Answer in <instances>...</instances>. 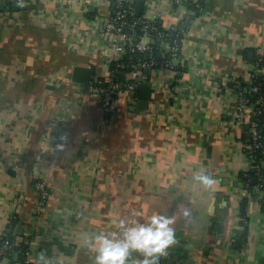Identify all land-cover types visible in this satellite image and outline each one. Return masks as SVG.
<instances>
[{"label": "crops", "instance_id": "crops-1", "mask_svg": "<svg viewBox=\"0 0 264 264\" xmlns=\"http://www.w3.org/2000/svg\"><path fill=\"white\" fill-rule=\"evenodd\" d=\"M97 1L29 0L8 8L18 12L11 21L0 10V236L13 218L12 235L30 240L31 264L41 253L45 264H95L85 234L183 203L191 216L177 217L161 264H264L261 190L239 177L251 167L250 130L233 118L232 87L264 48V0H205L183 42L182 78L144 71L147 107L131 110L127 93L107 115L72 77L78 65L103 73ZM152 2L166 10L162 24L174 21L166 0ZM201 171L214 175L211 188L194 179ZM35 178L49 187L47 211L36 217ZM142 258L133 252L128 264Z\"/></svg>", "mask_w": 264, "mask_h": 264}, {"label": "built area", "instance_id": "built-area-1", "mask_svg": "<svg viewBox=\"0 0 264 264\" xmlns=\"http://www.w3.org/2000/svg\"><path fill=\"white\" fill-rule=\"evenodd\" d=\"M3 5L16 2L18 5L27 4L29 0H0ZM137 0H98L104 9L93 18V25L98 30L100 44L108 51L103 73L91 74L85 84L83 93L96 97L104 115L108 114L116 98L127 93H134L136 86L147 82L152 87V79L146 71L154 72L165 70L172 75V79L180 80L185 68L186 55L183 54V42L191 24L199 19L203 9V0H166L167 9L174 13L173 22L162 24L161 19L166 10L162 5L155 6L152 0H141L143 8L136 13ZM2 9L3 16L8 21L17 17L18 12L10 14L9 9ZM254 58L246 79H232V87L238 92V101L235 106L234 120L241 122L250 130L249 137L254 140L256 147L264 148V142L258 141L256 116L264 112V91L260 90L256 80L264 72V48L257 46L254 49ZM189 58V55H187ZM145 71V72H144ZM245 83L253 98L242 95L241 85ZM260 166L253 168L259 183L255 189L259 194L260 205L264 209V171ZM248 169V170H249ZM244 184V183H243ZM245 185V184H244ZM246 186V185H245ZM37 195V204L34 217L43 215L47 211L49 187L44 178H35L33 183ZM11 223L8 222L5 231L0 236V264H22L30 261V240L25 236L16 235L11 240L8 231ZM24 245L22 249H14L17 245ZM15 258H10L11 255Z\"/></svg>", "mask_w": 264, "mask_h": 264}, {"label": "clouds", "instance_id": "clouds-1", "mask_svg": "<svg viewBox=\"0 0 264 264\" xmlns=\"http://www.w3.org/2000/svg\"><path fill=\"white\" fill-rule=\"evenodd\" d=\"M59 151V149H58ZM205 187L215 184L214 175L201 171L194 177ZM136 213L120 218L116 230L91 232L85 234V244L95 253V264H128L133 252L140 253L142 259L136 264H161V258L167 255L169 248L175 243L177 217L188 218L191 209L183 204H176L168 210H153L144 215L142 220L136 219ZM36 264H45L44 254L35 258Z\"/></svg>", "mask_w": 264, "mask_h": 264}, {"label": "trees", "instance_id": "trees-1", "mask_svg": "<svg viewBox=\"0 0 264 264\" xmlns=\"http://www.w3.org/2000/svg\"><path fill=\"white\" fill-rule=\"evenodd\" d=\"M205 0H203V6H204ZM264 62V60H262ZM257 84L260 87L261 91H264V72L262 74H260L256 80ZM242 95L246 98L252 99L253 93L249 91L248 86L243 83L241 85V89H240ZM109 113V111H108ZM256 122H257V130H258V141H262L264 142V112L261 113L260 115L256 116L255 118ZM246 147H245V152L250 160L251 166L253 168H256L257 166H260L262 163V158L264 155V148L262 147H256L255 146V141L252 140L250 137H248V139L246 140ZM251 168L247 171H244L242 173L239 174L240 179L242 180V182L246 185V188L248 190H251V188L258 184V177L254 171V169ZM264 168L262 167L260 172L263 173ZM264 188V186H263ZM246 207H247V198H243L240 202V216H241V224H245V221L247 220V215H246ZM15 223V220L12 218L11 219V229L7 232L9 238L12 240L13 239V235H12V230H13V225ZM24 247V245H17L14 247V249H22ZM11 264H14L13 262ZM22 264H31V262L29 261L28 263H22Z\"/></svg>", "mask_w": 264, "mask_h": 264}, {"label": "water", "instance_id": "water-1", "mask_svg": "<svg viewBox=\"0 0 264 264\" xmlns=\"http://www.w3.org/2000/svg\"><path fill=\"white\" fill-rule=\"evenodd\" d=\"M142 2L137 0L136 2V13L139 14L141 11ZM4 8L3 3L0 2V10ZM6 8L17 9L18 4L16 2L10 3ZM72 77L75 81L87 84L91 77V69L87 66H75L73 68ZM135 101L129 107L131 110L141 111L147 107L148 101L152 95V87L149 83L144 82L136 86L134 90Z\"/></svg>", "mask_w": 264, "mask_h": 264}]
</instances>
